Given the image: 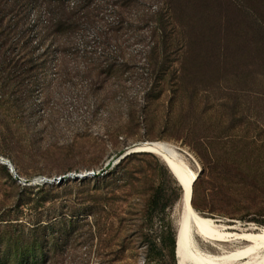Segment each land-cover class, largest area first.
<instances>
[{
    "label": "rangeland",
    "instance_id": "obj_1",
    "mask_svg": "<svg viewBox=\"0 0 264 264\" xmlns=\"http://www.w3.org/2000/svg\"><path fill=\"white\" fill-rule=\"evenodd\" d=\"M237 9L230 0H93L76 29L45 36H37V8L0 10L4 25L16 29L12 43L25 71L21 90L10 96L13 107L0 105V157L22 179L0 160V215L16 232L58 216L50 230L57 241L44 247L39 264L170 263L161 249L169 224L178 233L184 183L161 154L125 164L148 175L135 195L129 187L111 193L101 179L24 181L108 169L118 151L156 140L173 144L194 171L209 146L247 155L245 173L219 170L212 185L204 178L194 208L217 221L207 234L226 247L264 236V216L246 207L264 202V104L248 93L262 87L243 75L260 70L259 56L254 46L252 63H238L247 39L236 32L243 20ZM158 159L182 188L166 209L150 205L163 184ZM176 251L182 264L178 235Z\"/></svg>",
    "mask_w": 264,
    "mask_h": 264
},
{
    "label": "trees",
    "instance_id": "obj_2",
    "mask_svg": "<svg viewBox=\"0 0 264 264\" xmlns=\"http://www.w3.org/2000/svg\"><path fill=\"white\" fill-rule=\"evenodd\" d=\"M92 1L93 0H77L74 5L71 6L70 0H0V10L8 9L9 12L15 11L18 13L23 12L30 6L37 8V11H39L38 21L41 24L36 25L39 29V35L37 36H45L50 30L58 34L66 32L67 30L76 29L80 23V19L83 17L80 16L79 12L88 7ZM230 1L239 8L237 10L242 12L243 15L241 23H234L236 32L239 30L238 32H240V35L242 32L247 39L245 44L246 55L244 59L240 61L237 59V61L241 65L246 67L249 66L253 59L250 52L255 46L259 56L256 63L259 64L260 70L258 72L250 71L251 73L249 74L244 72L243 75L245 78L248 77L251 79L254 84H258L262 87L259 91L250 88L248 93L257 96L264 104V0H252L256 5H251V0ZM57 11L58 13H56ZM43 12L47 13L49 17L44 19ZM4 21L5 18L0 19V105L4 107H9L10 105L13 107L10 104V96L21 90L25 79V71L18 65V59L16 57L20 53L17 49V44L12 43V36L15 34L16 29L12 28L11 24L5 26ZM157 22L162 26L160 28L163 29L162 31L164 32L167 21L162 17V14L158 17ZM24 37L25 34L22 36V40ZM31 69L33 70L34 68ZM17 106L18 105H16V107ZM230 109L232 112H235L236 103L231 106ZM225 114L226 113L221 112V116ZM199 139L201 138L199 137ZM125 150L126 149H122L118 151L116 156L121 155ZM147 156L153 157L154 155L151 152L132 153L120 160L117 164L112 165L111 162L109 164V170L104 174L98 173L93 176L81 177V179H79V177H74L72 178L73 180L71 177H68L65 181L62 183L59 182L58 184H64V182L66 183L67 181L79 180L86 182L90 179H101L112 189L111 193H114V191L122 187H129V189L133 191L132 194L135 195V193L139 192L141 184L148 179V175L145 171L140 169L124 167L128 161L134 158ZM202 157L203 168L200 170L193 185L194 207L197 206L195 197L202 188L204 178H207L208 183L211 184L212 181L215 180V175L220 171L227 173L231 169H235L239 174H242L250 167V158H248L247 155L241 153V155L233 158L228 153H219L214 149L212 150L210 146L207 149V153ZM158 163L160 164V169L164 177L163 184L156 189L153 201L150 205L155 204L160 206L161 209H166L180 199L182 188L178 185V181L166 163L159 161V159ZM165 181L170 184H167ZM171 183H174L175 186L171 185ZM49 184L51 183H45L44 186H48ZM169 188L171 193L167 192ZM213 189L214 186L205 187L203 190L208 192ZM22 204L28 205V202L21 203V205ZM250 206L251 205H246L249 209L248 211H253L256 215L264 216V202L255 203L251 207ZM99 210L100 207L97 205L92 211L93 216H96V212ZM1 217L2 215H0V264H39L42 259H45L44 247L46 245L50 246V242L57 241L56 236L52 235L53 232L50 230L57 227L58 216L48 218L47 220L37 219V221L29 222L31 227L28 228V231L19 232L11 230L14 224L12 220L1 219ZM22 226L24 227L25 224H22ZM166 233L167 236L163 239L164 243L161 250L164 254L169 256L170 263L168 264H178L176 258L177 230L169 224ZM147 261V264H152V259L147 258Z\"/></svg>",
    "mask_w": 264,
    "mask_h": 264
},
{
    "label": "bare ground",
    "instance_id": "obj_3",
    "mask_svg": "<svg viewBox=\"0 0 264 264\" xmlns=\"http://www.w3.org/2000/svg\"><path fill=\"white\" fill-rule=\"evenodd\" d=\"M149 142L145 143V150L161 154L184 183L177 228L178 253L182 264H264V236L233 248L208 236L206 230L216 228L218 224L213 218L202 216L193 206V185L198 170L194 171L187 164L173 144L160 140Z\"/></svg>",
    "mask_w": 264,
    "mask_h": 264
},
{
    "label": "water",
    "instance_id": "obj_4",
    "mask_svg": "<svg viewBox=\"0 0 264 264\" xmlns=\"http://www.w3.org/2000/svg\"><path fill=\"white\" fill-rule=\"evenodd\" d=\"M145 143H147V142H144V143H142V144H132V145H130V146H128L127 148H126V150L121 154V155H119L118 157H117V159H116V163H118V162H120V160H122L123 158H125L127 155H129V154H132V153H136V152H151V151H147V150H145L147 147L145 146ZM149 143H154L153 141H150ZM0 160L2 161V162H4L3 164H5L9 169H10V171L14 174V176L15 177H18V174H17V172H16V170H15V168H14V166H13V164L11 163V161L8 159V160H3L2 159V157H0ZM115 161V160H114ZM114 161H113V163H112V165H114ZM108 171V169H107V167H104L103 169H101V171H100V173H102V174H104V173H106ZM200 173V170L198 171V174ZM72 176L73 177H87L88 176V174H83V175H76V174H72ZM68 177H66V176H60V178H59V180H60V182L61 181H64V180H66ZM176 256H177V254H176Z\"/></svg>",
    "mask_w": 264,
    "mask_h": 264
},
{
    "label": "built area",
    "instance_id": "obj_5",
    "mask_svg": "<svg viewBox=\"0 0 264 264\" xmlns=\"http://www.w3.org/2000/svg\"><path fill=\"white\" fill-rule=\"evenodd\" d=\"M98 173H100L99 170L97 172H95V171H88L87 173H74V174L80 175V176L83 175V174H88V176H93V175L98 174ZM72 174L73 173L66 174L64 176H66V177H73ZM18 178L20 180H22L19 176H18ZM59 178L60 177L47 178V177H41L40 176V177L35 178L33 181L32 180L31 181L30 180H24V181L25 182H30V183H51V182H58V181H60Z\"/></svg>",
    "mask_w": 264,
    "mask_h": 264
}]
</instances>
